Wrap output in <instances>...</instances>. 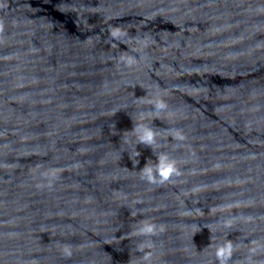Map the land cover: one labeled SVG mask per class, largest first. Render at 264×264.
I'll return each instance as SVG.
<instances>
[{
    "label": "water",
    "instance_id": "1",
    "mask_svg": "<svg viewBox=\"0 0 264 264\" xmlns=\"http://www.w3.org/2000/svg\"><path fill=\"white\" fill-rule=\"evenodd\" d=\"M0 264H264V0H0Z\"/></svg>",
    "mask_w": 264,
    "mask_h": 264
},
{
    "label": "clouds",
    "instance_id": "2",
    "mask_svg": "<svg viewBox=\"0 0 264 264\" xmlns=\"http://www.w3.org/2000/svg\"><path fill=\"white\" fill-rule=\"evenodd\" d=\"M151 138H152V134H151V132H147V133L145 134V136L143 137V139L148 140V141H150ZM165 175H167V172H165Z\"/></svg>",
    "mask_w": 264,
    "mask_h": 264
}]
</instances>
